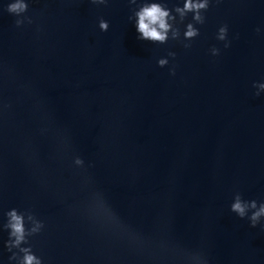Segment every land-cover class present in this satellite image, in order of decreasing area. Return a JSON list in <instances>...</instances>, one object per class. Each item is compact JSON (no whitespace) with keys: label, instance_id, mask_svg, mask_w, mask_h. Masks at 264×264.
<instances>
[{"label":"water","instance_id":"1","mask_svg":"<svg viewBox=\"0 0 264 264\" xmlns=\"http://www.w3.org/2000/svg\"><path fill=\"white\" fill-rule=\"evenodd\" d=\"M11 2L0 0V264L23 256L6 247L12 208L26 233L43 222L21 245L41 264H264V216L253 227L231 211L237 196L264 202V0H209L203 24L181 21L184 0H25L19 14ZM143 2L170 10L178 39H138Z\"/></svg>","mask_w":264,"mask_h":264},{"label":"clouds","instance_id":"2","mask_svg":"<svg viewBox=\"0 0 264 264\" xmlns=\"http://www.w3.org/2000/svg\"><path fill=\"white\" fill-rule=\"evenodd\" d=\"M96 4H105L107 0H92ZM130 3L135 4L136 0H130ZM209 7V0H184L183 6H177L175 12L179 13L181 21L187 16L188 13H193V20L196 23L203 24L205 21V16L203 11L207 10ZM28 4L25 0H15L7 5V11L12 14H19L26 12ZM135 15V26L138 32V39L147 40L154 43H166L169 39V32H172V39H178L180 35V30L174 28L173 24L169 23L170 20H175V17L171 15L170 10L166 7H163L160 3H147L143 2L139 7L134 11ZM131 19V17H130ZM15 23L20 25L22 22L16 20ZM109 27L108 21L100 19L99 28L102 31H107ZM227 25L221 26L217 33V39L225 42V47L229 46L227 41ZM259 31V29H258ZM185 40L190 41L192 38L199 35V30L193 26V23L189 22L186 25V30L183 33ZM185 48L191 47L190 43L184 44ZM212 55H218L219 49L212 47L210 49ZM169 56H175L174 52H169ZM160 66H165L168 64L166 58H161L158 60ZM172 73H175L173 68ZM261 88H264V84L260 85ZM257 95L259 93L257 92ZM81 161H77L80 163ZM257 201L251 200L248 202L242 201L239 196H237L234 203L231 204V211L235 212L239 217L244 218L248 217L250 220L251 226L255 227L260 220L261 216H264V202L259 203L257 207ZM251 209V215L248 216V209ZM8 217V222L5 225V228L9 229V240L6 241L7 249L12 252L9 259L13 260L16 258V253L13 252V248L19 249V252L23 253L22 259L19 261V264H41V259L32 251L31 246L21 247L22 244L27 243L26 235L36 234L41 231L43 228V222L37 220L34 227L27 231L24 224V215L16 208H12L6 213ZM29 219H32V216L29 215ZM264 227V225H262ZM14 238V239H13Z\"/></svg>","mask_w":264,"mask_h":264}]
</instances>
